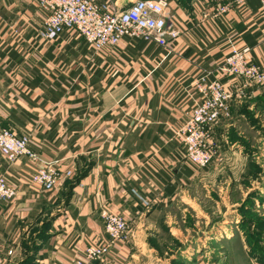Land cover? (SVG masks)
<instances>
[{"label": "crops", "instance_id": "obj_1", "mask_svg": "<svg viewBox=\"0 0 264 264\" xmlns=\"http://www.w3.org/2000/svg\"><path fill=\"white\" fill-rule=\"evenodd\" d=\"M110 1L124 9L135 0ZM169 1L177 38L125 37L96 50L75 32L42 39L45 16L34 0H0V129L28 135L43 162L72 171L46 190L32 181L29 159L0 152V176L16 189L0 200V264L11 263L26 226L44 216L51 225L33 264H73L106 238L104 207L127 219L131 238L86 264H264L248 234L260 229L240 222L245 208L264 213V141L259 149L253 142L264 132V85L233 98L214 128L218 155L208 166L192 164L175 134L202 98L199 83L242 84L220 70L233 49L247 47L252 62L264 63L261 1ZM244 178L251 187L243 189ZM183 202L198 214L192 226L176 225L190 214Z\"/></svg>", "mask_w": 264, "mask_h": 264}, {"label": "built area", "instance_id": "obj_2", "mask_svg": "<svg viewBox=\"0 0 264 264\" xmlns=\"http://www.w3.org/2000/svg\"><path fill=\"white\" fill-rule=\"evenodd\" d=\"M45 20L39 35L44 40H54L65 31L82 35L96 50L115 47L125 37L164 43L165 37L177 38L181 31L176 27L169 0H135L124 9H115L110 0H34ZM243 3L247 0H236ZM264 10V0H260ZM221 6L218 12L225 11ZM248 48H235L226 55L220 70L243 79L235 89L227 88L220 80L199 83L202 98L196 103L188 119L175 129L184 145L189 161L199 168L208 166L218 155L214 128L219 120L231 114V102L242 95L248 85H264V63H254ZM0 152L11 162L26 157L35 165L32 181L46 190L56 187L59 179L69 177L72 171L62 172L54 163L43 162L31 147L28 135H18L13 130L0 129ZM133 192L145 206L150 202L136 190ZM16 197V189L4 176H0V200ZM106 238L103 242L86 247L83 257L73 264H86L105 257L118 241L127 242L131 232L127 219L104 207L101 210ZM13 255V250L8 251Z\"/></svg>", "mask_w": 264, "mask_h": 264}, {"label": "rangeland", "instance_id": "obj_3", "mask_svg": "<svg viewBox=\"0 0 264 264\" xmlns=\"http://www.w3.org/2000/svg\"><path fill=\"white\" fill-rule=\"evenodd\" d=\"M262 134H264V132L261 133V135ZM261 135H259L257 133H254L255 138H253L254 139L253 142L255 144L254 148H256V149H259L261 147V145H262L261 141H264V135H263V139L262 140L259 139L260 138L259 136H261ZM259 140H260V142H259ZM262 171H263V169L261 167L257 166L255 168V170L253 171V178H251V179H254V180L258 179L261 176ZM244 180L242 181V184L244 185L243 189L251 187V181L250 180L247 181L245 178H244ZM216 190L218 191L219 188L216 187ZM224 192H226V189H224ZM253 193H255V192L253 191ZM249 196L252 197V191H250L248 193V195L246 196L247 199L244 200L241 203L240 208H244L245 206L247 207V206L250 205V201L248 199ZM186 206H187L186 203L183 202V205L181 206V209L185 208ZM212 206H213V203L209 202V205L207 206V208H212ZM223 207H224V210H225L226 207L222 206V208ZM186 208H187V211H185V212L186 213L190 212L189 216L184 217V218L183 217L180 218L181 216L178 215L180 219H179V221H178V223L176 225H179V226H182V225L183 226H185V225L192 226L198 220V216H197L198 214H197L196 210H194V207H186ZM248 209H249V207L247 209L245 208V211L246 210L248 211L247 215H250L251 218H255L256 221H259L258 223L255 224L254 229L257 230V231L260 229L259 230V232L261 233L260 235L264 238V213H263V210L261 212L256 213V212H253L251 209H249V210ZM177 210H180V209H177ZM177 210L176 209L174 210L175 213H179L180 212V211H177ZM48 219H49L48 216H44V217L36 219L33 223L27 225L28 227L26 226V228H25L26 229V232H25L26 234L25 233L23 234L22 241H21V244H20L21 248L18 251V253L13 257V259H12L10 264H17L18 262H20L21 260H23L27 256V253L29 252V250L26 247H28L29 245L31 246L33 244V240L37 239V236L40 233L41 229L45 228V230H46L45 221L48 220ZM240 222H241V225L244 223V221H240ZM261 229H263V231H261ZM251 230H252V228H251ZM245 234H246V232L243 231V236H245ZM248 234H250V233H248ZM250 235L252 236V233Z\"/></svg>", "mask_w": 264, "mask_h": 264}, {"label": "trees", "instance_id": "obj_4", "mask_svg": "<svg viewBox=\"0 0 264 264\" xmlns=\"http://www.w3.org/2000/svg\"><path fill=\"white\" fill-rule=\"evenodd\" d=\"M85 172L86 171H84L83 174ZM252 221H254L255 224L259 222V221H256L255 218H251L250 215H248L247 218L244 219L245 226H248V227L251 226ZM45 224H46V230H45V228L40 230V233L38 234L37 239L33 240V244L31 246L29 245L28 247H26L29 250V252L27 253V256L23 260L18 262L17 264H33L34 263L35 254H36V251L38 249L39 242L45 240L48 237L47 232H48L50 225H51V219L46 220ZM260 234H261L260 232L254 233V234H252V236L249 234L250 238H252L255 243L259 244V245H257L258 246L257 250L256 249L253 251L251 250V253L255 256V258H259L260 260L261 259L264 260V248L260 249V246H261L260 242L262 240H264V238Z\"/></svg>", "mask_w": 264, "mask_h": 264}]
</instances>
